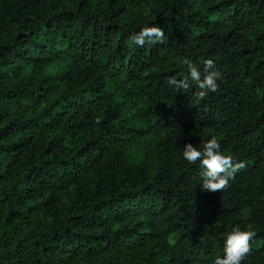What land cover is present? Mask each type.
I'll return each mask as SVG.
<instances>
[{"label":"trees","instance_id":"16d2710c","mask_svg":"<svg viewBox=\"0 0 264 264\" xmlns=\"http://www.w3.org/2000/svg\"><path fill=\"white\" fill-rule=\"evenodd\" d=\"M213 135L245 163L214 192ZM237 226L264 264V0H0V264H213Z\"/></svg>","mask_w":264,"mask_h":264},{"label":"clouds","instance_id":"9594fccd","mask_svg":"<svg viewBox=\"0 0 264 264\" xmlns=\"http://www.w3.org/2000/svg\"><path fill=\"white\" fill-rule=\"evenodd\" d=\"M132 40L137 46L143 47L146 43H166L167 37L161 26L152 24L140 28L133 34ZM182 63L187 68V75L181 79L170 77L167 80L169 87L187 91L194 86L199 89L196 93L199 99L218 90L220 73L211 70L214 69V61L211 58L204 61L205 73L203 76L197 65L190 59L185 58ZM182 156L185 161L191 164H196L199 161V167L203 169L201 172L202 182L199 185L206 191L214 192L224 189L228 186L233 174L245 167L243 161H236L233 156L221 151L220 142L214 135L203 144L202 148H198L190 142L187 143ZM255 235L256 233L249 228L239 226L233 228L225 239L224 255L217 256L213 264H242V261L251 252L250 241Z\"/></svg>","mask_w":264,"mask_h":264}]
</instances>
